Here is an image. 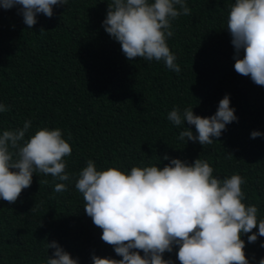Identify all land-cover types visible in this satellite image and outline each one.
Masks as SVG:
<instances>
[{
    "label": "trees",
    "instance_id": "1",
    "mask_svg": "<svg viewBox=\"0 0 264 264\" xmlns=\"http://www.w3.org/2000/svg\"><path fill=\"white\" fill-rule=\"evenodd\" d=\"M111 2L68 0L53 7L51 18L38 14L32 28L23 23L19 7L0 8V104L8 108L0 112V134L30 120L26 140L43 128H58L72 148L63 158L70 175L63 182L66 191L55 192L60 181L36 173L15 203L0 199V264H46L54 251L46 245L53 241L78 264H92V255L122 259L102 241V230L86 215L75 188L88 160L97 171L128 174L133 167L162 169L169 163L165 156L189 164L200 158L218 179L241 176L242 203L255 205L257 220H264V135L251 138L253 131L264 133V86L234 70L226 29L235 0H185L191 14L171 22L174 35L166 41L179 73L162 61L125 57L102 27ZM225 95L238 122L212 144L178 139L180 131L196 130L173 125L169 112L192 108L210 117ZM247 235L241 236L245 256L258 264L264 237L248 243ZM177 251L164 259L180 264Z\"/></svg>",
    "mask_w": 264,
    "mask_h": 264
},
{
    "label": "clouds",
    "instance_id": "2",
    "mask_svg": "<svg viewBox=\"0 0 264 264\" xmlns=\"http://www.w3.org/2000/svg\"><path fill=\"white\" fill-rule=\"evenodd\" d=\"M67 2L0 0V8L19 7L23 23L32 28L38 14L51 18L53 7ZM190 14L185 0H112L102 27L120 44L129 61H162L167 69L179 73L181 69L166 41L174 35L171 22ZM226 30L235 50V72L264 86V0H235ZM44 32L40 30V34ZM6 111L7 106L0 104V112ZM168 120L176 126H194L196 134L183 128L178 139L187 138L201 146L212 144L227 125L238 122L228 95L210 117L197 116L192 108L182 113L174 108ZM30 127L28 120L22 128L0 134V199L10 204L31 186L36 173L60 181L55 183V192L66 191L63 182L70 180L63 158L72 154V148L62 138V131L43 128L26 140ZM262 135L253 131L251 138ZM164 159L169 163L162 169L133 167L128 174L115 168L97 171L95 163L88 160L79 172L75 188L83 195L86 215L102 230V241L122 257L117 260L92 255V264H173L164 259V254L174 248H178L180 264H249L241 236L252 233L247 235L248 243L264 237V220H257L255 205L242 203L246 197L241 185L246 181L239 175L218 179L209 163L200 158L191 164L167 156ZM256 228L258 232L253 233ZM46 247L54 250L46 264H78V259L57 242ZM258 264H264V258Z\"/></svg>",
    "mask_w": 264,
    "mask_h": 264
}]
</instances>
